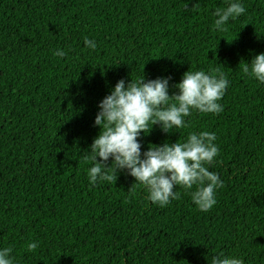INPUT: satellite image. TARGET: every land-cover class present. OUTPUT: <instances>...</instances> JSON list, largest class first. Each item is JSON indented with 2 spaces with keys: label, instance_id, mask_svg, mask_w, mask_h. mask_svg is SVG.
<instances>
[{
  "label": "trees",
  "instance_id": "trees-1",
  "mask_svg": "<svg viewBox=\"0 0 264 264\" xmlns=\"http://www.w3.org/2000/svg\"><path fill=\"white\" fill-rule=\"evenodd\" d=\"M226 2L0 0V246L16 264H208L219 252L264 264V85L242 71L264 52V0H242L245 13L214 31ZM210 68L229 80L223 111L139 138L143 152L216 133L208 167L223 185L210 210L180 187L165 207L152 204L124 172L88 183L96 105L117 80L168 77L172 95L185 71Z\"/></svg>",
  "mask_w": 264,
  "mask_h": 264
},
{
  "label": "clouds",
  "instance_id": "clouds-1",
  "mask_svg": "<svg viewBox=\"0 0 264 264\" xmlns=\"http://www.w3.org/2000/svg\"><path fill=\"white\" fill-rule=\"evenodd\" d=\"M245 13L242 0H227L225 6L213 12L212 28L226 32L228 22ZM85 48L95 50L97 43L85 38ZM53 55L65 57L67 52L57 48ZM243 73L264 85V52L244 62ZM229 86V80L218 68L205 71L187 70L178 83L172 85L175 93L169 94V78L145 80L141 74L126 83L119 79L96 105L93 125L98 128L84 159L88 183H113L117 172L133 178L135 184L146 190V199L159 207L179 198L180 187L188 192L198 211L207 212L217 202V190L223 180L210 165L218 157L216 133L207 130L190 131L182 141L149 144L141 151L140 137L147 135L153 125L161 133L188 127L193 112L217 115L223 111L219 103ZM98 158V159H97ZM110 161V162H109ZM107 162V163H106ZM38 241L27 243V251L34 252ZM11 246H0V264H16ZM208 264H244L240 256L219 252Z\"/></svg>",
  "mask_w": 264,
  "mask_h": 264
}]
</instances>
